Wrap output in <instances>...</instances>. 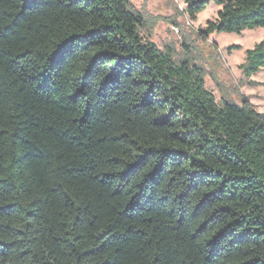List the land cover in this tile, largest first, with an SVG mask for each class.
<instances>
[{
    "label": "trees",
    "instance_id": "1",
    "mask_svg": "<svg viewBox=\"0 0 264 264\" xmlns=\"http://www.w3.org/2000/svg\"><path fill=\"white\" fill-rule=\"evenodd\" d=\"M184 3L221 7L205 35L264 28V0ZM147 26L129 0H0V264H264V113Z\"/></svg>",
    "mask_w": 264,
    "mask_h": 264
},
{
    "label": "rangeland",
    "instance_id": "2",
    "mask_svg": "<svg viewBox=\"0 0 264 264\" xmlns=\"http://www.w3.org/2000/svg\"><path fill=\"white\" fill-rule=\"evenodd\" d=\"M129 1L133 10L147 16L148 26L140 30L141 36L163 51L172 47L176 62L188 57L193 65L201 67L205 87L219 105L226 100L241 104L247 99L264 113V68L249 79L240 68L247 51L264 40V28L205 35L208 23L217 20L221 7L211 4L193 21L185 13L184 0Z\"/></svg>",
    "mask_w": 264,
    "mask_h": 264
}]
</instances>
